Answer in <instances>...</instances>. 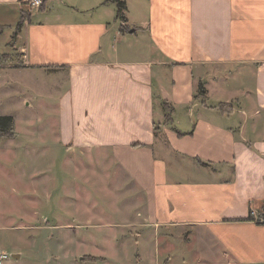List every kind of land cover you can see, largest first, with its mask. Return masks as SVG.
Returning <instances> with one entry per match:
<instances>
[{"label":"crops","instance_id":"crops-1","mask_svg":"<svg viewBox=\"0 0 264 264\" xmlns=\"http://www.w3.org/2000/svg\"><path fill=\"white\" fill-rule=\"evenodd\" d=\"M121 1L124 21L113 0H0V72L47 81L67 161L115 165L142 201L92 214L86 187L65 191V218L37 226L54 193L7 179L18 209L0 211L3 264H264V0ZM36 226L43 255L17 245Z\"/></svg>","mask_w":264,"mask_h":264},{"label":"rangeland","instance_id":"rangeland-1","mask_svg":"<svg viewBox=\"0 0 264 264\" xmlns=\"http://www.w3.org/2000/svg\"><path fill=\"white\" fill-rule=\"evenodd\" d=\"M5 61L0 57V62ZM27 72L32 73L31 71ZM29 73L21 74L18 73V70L8 67L3 68L0 72V115H11L13 118L10 129L13 134L8 137H0V188L6 186L7 179H37L39 188L54 193L50 205H46V200L40 205L41 200H39V207H36L39 210L38 216L35 215L31 220L32 224L37 226L56 224L63 220L65 215L57 214L58 212L63 214L62 212L68 208L63 205L64 200L68 201L65 191L72 195L78 188L82 191L83 187H86L90 193L87 205L92 207L97 202L96 208L92 209V214L99 212V208H104L103 213L109 214L112 202L116 206L122 207L128 202L129 195L134 204L135 202L138 203V205L135 204V207L141 208L142 201L137 189L129 194L130 191H127V184L129 183L124 184L120 180L128 179V177L123 171L116 169L115 165L110 163L103 165L88 158L85 154L84 166L82 167H79L78 164L76 167L73 162L67 161L66 156L68 154H66L65 147L56 146L53 139L55 132L52 126L53 121L48 118L50 113L53 118L56 117L51 103H55L57 98L50 93L52 89L47 86V81L39 80L37 84L33 82L34 85L31 88L29 79L32 78V75ZM47 91L50 96H47ZM41 98L44 100L43 104H41ZM25 100L34 103V109L29 108L31 106ZM38 115L44 118L38 119ZM31 117L32 120H30ZM80 171L84 172L85 175L78 176ZM39 197L44 198L43 195H39ZM15 201L13 198L2 194L0 190V211L7 208L16 209ZM81 203L84 204V201ZM69 208L72 209L73 205ZM44 217L48 219V223L42 221ZM37 226L34 229L21 230L24 236L21 238L18 235L16 238L17 245L20 247L25 245L28 248L33 242L43 255L47 246L45 240L47 229ZM105 231L107 230L103 229L101 233L94 232L95 234L88 231L87 235L88 237L95 235L97 240L104 241L109 236ZM16 232L18 233L19 230ZM103 246L108 248L106 245ZM50 248L52 247L50 246ZM173 249L171 247V250ZM3 250L8 252L10 254L9 259H12V249L4 247ZM85 250L92 252L93 249L87 246ZM111 254L113 255V253ZM175 256L180 255L176 254Z\"/></svg>","mask_w":264,"mask_h":264},{"label":"trees","instance_id":"trees-1","mask_svg":"<svg viewBox=\"0 0 264 264\" xmlns=\"http://www.w3.org/2000/svg\"><path fill=\"white\" fill-rule=\"evenodd\" d=\"M116 2V17L119 18L121 21H124L126 18L123 14V10L125 8L124 1L121 0H113ZM46 0H43L42 4L40 7H43L45 5ZM25 14L23 15V17ZM18 26V24H17ZM163 106L166 110L165 115H164V122L169 123L172 119L171 112H172V107L170 103L167 101L163 102ZM12 123H13V118L11 115H0V137L2 136H10L13 134L11 132L12 128ZM83 261H91V262H98V261H103L104 257L102 256H95L91 254H85L82 256Z\"/></svg>","mask_w":264,"mask_h":264},{"label":"built area","instance_id":"built-area-1","mask_svg":"<svg viewBox=\"0 0 264 264\" xmlns=\"http://www.w3.org/2000/svg\"><path fill=\"white\" fill-rule=\"evenodd\" d=\"M25 1L29 5L30 9L39 8L43 2V0H25ZM9 257L10 254L0 247V264H3Z\"/></svg>","mask_w":264,"mask_h":264}]
</instances>
